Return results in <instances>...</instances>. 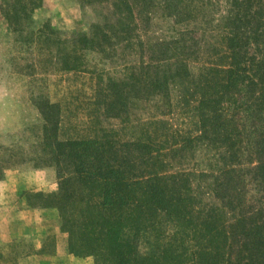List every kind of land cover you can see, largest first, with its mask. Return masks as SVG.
Here are the masks:
<instances>
[{
  "label": "trees",
  "instance_id": "16d2710c",
  "mask_svg": "<svg viewBox=\"0 0 264 264\" xmlns=\"http://www.w3.org/2000/svg\"><path fill=\"white\" fill-rule=\"evenodd\" d=\"M107 1L114 21L64 41L56 57L62 71H81L80 51L140 52L126 78L95 95L104 118L135 133L101 127L60 140L59 105L39 104L41 158L60 183L26 193L30 204L57 209L69 252L95 264H264V0H159L189 29L150 47L137 32L140 0L86 2ZM42 3L0 0V10L18 31ZM157 97L159 115L180 123H133L138 103Z\"/></svg>",
  "mask_w": 264,
  "mask_h": 264
},
{
  "label": "rangeland",
  "instance_id": "374dc122",
  "mask_svg": "<svg viewBox=\"0 0 264 264\" xmlns=\"http://www.w3.org/2000/svg\"><path fill=\"white\" fill-rule=\"evenodd\" d=\"M86 1L43 0L18 31L0 10V264H95L91 256L81 258L69 252V237L61 230L57 209L33 206L26 196L59 190L56 166L41 158L42 102L60 107V140L82 138L101 127L119 131L126 140L135 133L134 125L125 129L120 120L104 118L95 95L100 82L126 78L130 65L142 60L140 52L118 51L112 56L80 51L85 64L81 71H62L56 57L64 41L89 35L96 24L114 21L112 2ZM138 2L137 32L145 46L189 29L159 9V0L151 1L149 12L141 7L145 2ZM161 106L159 97L142 101L133 109L131 121L163 118L173 125L180 123L173 115H159ZM96 117L99 124H94ZM197 162L203 168L202 155Z\"/></svg>",
  "mask_w": 264,
  "mask_h": 264
}]
</instances>
